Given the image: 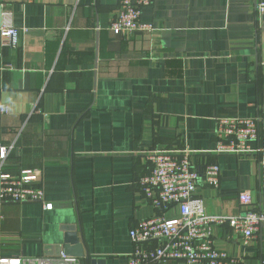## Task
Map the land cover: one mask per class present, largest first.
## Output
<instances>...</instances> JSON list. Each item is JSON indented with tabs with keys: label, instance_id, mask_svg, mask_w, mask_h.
<instances>
[{
	"label": "crops",
	"instance_id": "0c3cea01",
	"mask_svg": "<svg viewBox=\"0 0 264 264\" xmlns=\"http://www.w3.org/2000/svg\"><path fill=\"white\" fill-rule=\"evenodd\" d=\"M120 3L0 0L21 29L16 49L0 35V140L16 144L14 165L40 171L53 204L1 205L0 256L56 254L75 233L86 251L75 264H128L131 228L158 213L140 183L153 150H188L199 170L219 163L220 185L199 183L208 214L264 209L263 161L217 153L214 135L219 116L256 117L264 134V0H152L141 13L152 28L129 39L111 29ZM212 239L264 264V230L244 244L215 224Z\"/></svg>",
	"mask_w": 264,
	"mask_h": 264
},
{
	"label": "built area",
	"instance_id": "2783aa9c",
	"mask_svg": "<svg viewBox=\"0 0 264 264\" xmlns=\"http://www.w3.org/2000/svg\"><path fill=\"white\" fill-rule=\"evenodd\" d=\"M151 3L152 0H121L111 21L113 33L129 39L151 29L150 24L141 20L142 8ZM258 9L263 11L264 3H260ZM0 35L3 46L19 47L21 29L10 10L2 14ZM9 112L7 106L0 105V121ZM214 135L217 153L260 157L264 163V134H260L256 117L219 116ZM255 141L258 145L254 147ZM15 149L14 142L0 140V217L1 205L9 202L40 201L46 209H51L53 204L45 201L39 182L40 171L14 165L12 153ZM147 157L152 168L140 178V183L158 213L131 228L134 249L128 264H158L172 260H183L187 264H242L240 257L231 256L214 245L213 227L229 223L242 232L244 244H249L264 230V209L249 210L244 217L230 219L210 215L199 193V183L203 180L218 187L221 181L219 163H207L199 170L193 165L188 150H153L147 152ZM240 200L245 205L252 204L249 193L241 194ZM174 206L179 207V216L167 218L165 212ZM78 260L79 257L67 255L63 249L56 254L31 258L0 256V264H75Z\"/></svg>",
	"mask_w": 264,
	"mask_h": 264
},
{
	"label": "water",
	"instance_id": "95a60500",
	"mask_svg": "<svg viewBox=\"0 0 264 264\" xmlns=\"http://www.w3.org/2000/svg\"><path fill=\"white\" fill-rule=\"evenodd\" d=\"M2 23V7L0 6V26ZM64 252L70 256L86 257V251L79 237L75 233H70L65 241ZM93 264H106L104 260H92Z\"/></svg>",
	"mask_w": 264,
	"mask_h": 264
},
{
	"label": "trees",
	"instance_id": "16d2710c",
	"mask_svg": "<svg viewBox=\"0 0 264 264\" xmlns=\"http://www.w3.org/2000/svg\"><path fill=\"white\" fill-rule=\"evenodd\" d=\"M13 157V156H12ZM14 158V157H13Z\"/></svg>",
	"mask_w": 264,
	"mask_h": 264
}]
</instances>
